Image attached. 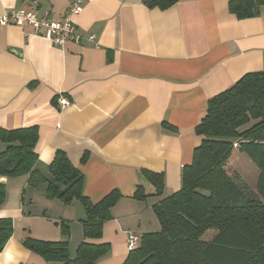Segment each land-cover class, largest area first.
<instances>
[{"label":"crops","instance_id":"crops-1","mask_svg":"<svg viewBox=\"0 0 264 264\" xmlns=\"http://www.w3.org/2000/svg\"><path fill=\"white\" fill-rule=\"evenodd\" d=\"M73 1L40 0L37 14L60 19ZM28 4L0 0V14ZM73 21L84 37L95 33L99 47L85 38L56 45L28 24L0 25V128L38 126L39 166L65 151L93 201L120 190L102 238L90 240L110 244L95 264H122L128 232L142 236L159 227L153 206L160 197L143 172L164 174L165 195L179 190L201 142L195 128L208 100L264 69V8L239 19L229 0H179L166 9L145 0H85ZM62 94L70 100L65 108L57 101ZM0 183L7 186L0 218L14 226L0 264H63L23 244L27 236L61 240L60 221L70 226L75 255L84 240L80 201L47 198L46 184L31 186L28 174L0 175ZM140 185L145 200L133 197Z\"/></svg>","mask_w":264,"mask_h":264},{"label":"trees","instance_id":"trees-1","mask_svg":"<svg viewBox=\"0 0 264 264\" xmlns=\"http://www.w3.org/2000/svg\"><path fill=\"white\" fill-rule=\"evenodd\" d=\"M179 0H145L149 7L166 9ZM264 0H229L237 18L257 15ZM165 128L173 129L167 122ZM201 142L193 160L182 169L181 188L165 195L163 173L145 170L160 200L153 206L159 221L155 231L140 237L122 264H264V69L246 73L230 88L210 98L195 128ZM39 127L0 128V175H29V184L45 183V195L69 205L80 201L84 209V240L74 256L70 252L71 230L60 222L63 238L49 241L32 236L25 247L46 261L63 264H95L110 250L100 239L112 208L123 197L115 189L93 201L84 191L85 175L67 153L58 150L54 159L39 166L36 146ZM246 153L258 166L257 193L230 174L227 163L234 151ZM82 161H85V156ZM149 194L140 185L133 197L145 200ZM7 199V186L0 183V207ZM13 219L0 218V253L13 235ZM214 231L207 239L203 236Z\"/></svg>","mask_w":264,"mask_h":264},{"label":"built area","instance_id":"built-area-1","mask_svg":"<svg viewBox=\"0 0 264 264\" xmlns=\"http://www.w3.org/2000/svg\"><path fill=\"white\" fill-rule=\"evenodd\" d=\"M40 0H29L27 6L14 8L0 14V25H17L24 26L26 24L33 28V33L43 37L56 45H64L69 41L81 42L83 38L92 42L99 47L96 34L91 33L84 37L73 21V16L79 14L83 10L85 0H74L65 15L60 19H51L48 16L40 17L37 14V8ZM58 104L60 108L70 105V100L65 95L58 96ZM140 237L138 234L128 232V247L132 250L138 244Z\"/></svg>","mask_w":264,"mask_h":264},{"label":"rangeland","instance_id":"rangeland-1","mask_svg":"<svg viewBox=\"0 0 264 264\" xmlns=\"http://www.w3.org/2000/svg\"><path fill=\"white\" fill-rule=\"evenodd\" d=\"M227 170L230 174L234 175L241 182L246 184V188L252 192L257 193V182L259 177V168L258 166L249 158L246 153H241L240 151H234L231 159L227 163ZM62 202V201H61ZM63 203V202H62ZM64 205H67L63 203ZM67 213H62L63 216H66ZM61 222V221H60ZM214 232L208 231L203 239H207L211 236V233Z\"/></svg>","mask_w":264,"mask_h":264}]
</instances>
